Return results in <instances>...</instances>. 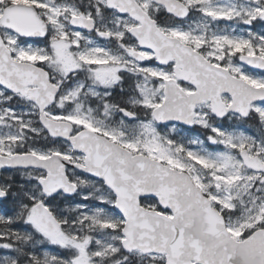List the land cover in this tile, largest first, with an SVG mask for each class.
I'll use <instances>...</instances> for the list:
<instances>
[{"label": "snow or ice", "instance_id": "snow-or-ice-1", "mask_svg": "<svg viewBox=\"0 0 264 264\" xmlns=\"http://www.w3.org/2000/svg\"><path fill=\"white\" fill-rule=\"evenodd\" d=\"M256 24L264 0H0V264H264Z\"/></svg>", "mask_w": 264, "mask_h": 264}, {"label": "rangeland", "instance_id": "rangeland-1", "mask_svg": "<svg viewBox=\"0 0 264 264\" xmlns=\"http://www.w3.org/2000/svg\"><path fill=\"white\" fill-rule=\"evenodd\" d=\"M221 26L223 27L224 25L222 24ZM262 29H264V24H259L258 26H255L253 30H254V31H260V30H262ZM163 130H164V129H162V131H163ZM182 134L184 135L185 132L183 131ZM74 199H75V201H79L80 197H79V196H75Z\"/></svg>", "mask_w": 264, "mask_h": 264}, {"label": "trees", "instance_id": "trees-1", "mask_svg": "<svg viewBox=\"0 0 264 264\" xmlns=\"http://www.w3.org/2000/svg\"><path fill=\"white\" fill-rule=\"evenodd\" d=\"M246 128V127H245ZM3 211V209L2 208H0V212H2Z\"/></svg>", "mask_w": 264, "mask_h": 264}, {"label": "flooded vegetation", "instance_id": "flooded-vegetation-1", "mask_svg": "<svg viewBox=\"0 0 264 264\" xmlns=\"http://www.w3.org/2000/svg\"><path fill=\"white\" fill-rule=\"evenodd\" d=\"M117 99H119V97H117Z\"/></svg>", "mask_w": 264, "mask_h": 264}]
</instances>
